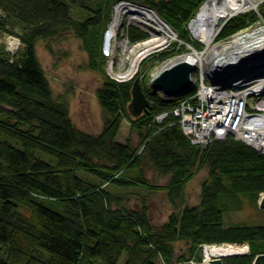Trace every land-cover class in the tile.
<instances>
[{
  "label": "trees",
  "instance_id": "trees-1",
  "mask_svg": "<svg viewBox=\"0 0 264 264\" xmlns=\"http://www.w3.org/2000/svg\"><path fill=\"white\" fill-rule=\"evenodd\" d=\"M116 1L81 5L78 17L70 0H0V32L20 39L14 52L0 45V264H118L123 253L122 264H185L202 262V244L226 242L245 243L248 251L223 264H264V224L224 222V213L239 206L241 197L257 205L264 191V151L230 133L206 145L188 140L171 110L195 93L196 85L165 98L149 86L143 63L129 79L106 73L103 38ZM130 1L154 9L178 37L153 54L157 59L185 53V44H194L187 26L204 0ZM256 21L264 23V0L256 10L223 22L216 39ZM118 28L131 44L149 36L134 24ZM65 32L81 40L87 67L103 78L94 91L103 116L98 133L73 124L68 99L52 94L36 54L38 40H47L51 50L48 40ZM139 75L150 104L132 116L127 104ZM123 120L137 130V145L118 140ZM203 167L207 176L199 203L187 204L186 181ZM149 168L167 181L152 183ZM134 187L166 191L173 210L162 224L150 221L146 194H140L138 208L126 206ZM180 240L187 251L176 255L173 243Z\"/></svg>",
  "mask_w": 264,
  "mask_h": 264
},
{
  "label": "rangeland",
  "instance_id": "rangeland-1",
  "mask_svg": "<svg viewBox=\"0 0 264 264\" xmlns=\"http://www.w3.org/2000/svg\"><path fill=\"white\" fill-rule=\"evenodd\" d=\"M72 2V10L73 13L82 17L81 10L79 9L81 5L92 6L98 0H70ZM263 0H252L251 3H248L243 9L240 11L227 15L220 19L217 27L212 33L211 42L205 44L204 42L197 39L189 28L188 23V31L190 37L193 39L194 44L186 43L187 51L190 49L196 50L199 55H201V60L198 61L196 66H194V70L192 72V83L197 86L200 82L201 76H204L205 82L212 81L214 77L212 60L215 55L216 50L220 49V43L226 42V39L217 40L216 32L219 31L223 22H225L231 16H234L238 13L244 12L249 9H257L258 4ZM122 2H130V0H118L116 1L112 7V14L117 4ZM148 7V6H147ZM112 16V15H111ZM128 15L122 16V23L126 24H134L137 27H142L146 31H148L149 36L151 35V31L148 27L141 25L137 22L129 20ZM111 19V18H110ZM164 22V21H163ZM165 23V22H164ZM166 24V23H165ZM122 25V24H121ZM167 25V24H166ZM168 26V25H167ZM169 27V26H168ZM257 27H264V23L257 22L253 25L246 27L238 32L253 30ZM15 33L20 34L22 32L20 27H16L14 29ZM234 33V34H236ZM106 34V32H105ZM176 34V33H175ZM232 34V35H234ZM9 33L0 32V45L2 44L8 51L14 52L17 50L20 45V39L18 45H10L8 43ZM231 35V36H232ZM16 38L18 36L12 35ZM149 37L138 41L136 43H130L126 32H118L117 37L112 41L111 49L105 54L106 55V73L111 74L108 70L107 64H112V70L115 73L125 72L127 71L132 64H134L135 52L138 47H142L141 56L136 59L135 64L133 65L134 73L139 70L143 63L142 74L147 73L149 78L155 74L160 67L164 66L168 62L172 61L176 55H179L182 52H178L175 54H171L164 59H157L153 54L157 52L163 51L165 49H169L170 43L172 40H178L176 35L175 38L166 37L164 41L156 45L146 46ZM249 38H247L248 40ZM246 40V41H247ZM51 46V50L47 48V40H38L36 43V54L39 59V63L41 64L46 76L48 77L49 84L51 85L54 96L62 95L68 99L69 104V113L72 119L73 124H75L78 128L83 131H87L90 133H98L103 125V116L102 111L99 106V103L96 98L95 90L102 83V75L97 71H93L92 69L87 67V52L83 49L81 40L76 37L73 32H65L60 34L58 37H54L48 40ZM180 42H182L180 40ZM9 47L11 50H9ZM243 44H238L234 46H230L226 52L230 53H247L246 60L242 61L240 68H250L255 65H261L264 68V57L262 59H254L251 58V53L253 49H244ZM258 53V52H257ZM137 56V55H136ZM153 56V57H151ZM148 58V61L145 62ZM233 67H226V71H223L219 74L227 73L228 70H231ZM237 68V67H236ZM238 67V69H240ZM225 69V67H224ZM111 76V75H110ZM113 78V77H112ZM148 78V79H149ZM257 78V77H256ZM128 79V78H127ZM160 93V92H159ZM249 97V105L246 106L251 108L252 102L250 101L251 96ZM252 109V108H251ZM260 113H264L263 109H258ZM135 128L131 127L130 122L127 120H123L119 131L117 132L118 140L125 141L128 140L132 145H137L140 140L138 132ZM230 131H227L229 133ZM226 133V134H227ZM225 134V135H226ZM233 136L238 137L235 132H231ZM232 136V137H233ZM239 138V137H238ZM47 155L43 154V158H47ZM146 175L152 183L156 184H164L167 181V176L159 175L155 173V171L149 168L146 171ZM207 176V169L205 167L197 170V172L188 180L184 186V190L182 191L184 194L185 203L187 204H198L199 203V194H200V186L202 180H204ZM113 189V188H112ZM115 190V189H113ZM131 191L136 194H130L131 199L126 203V206H130L132 208H138L140 194L147 195V205L149 207V219L153 224H162L163 221L166 220L168 214L173 210L171 203L169 202L166 191L163 189L147 191L137 187L130 188ZM139 194V195H138ZM260 197V196H259ZM258 199V198H257ZM239 202V206L232 208L224 213V222L226 224L238 223V224H264V208H260L257 205L252 204L246 198L241 197ZM238 205V204H236ZM245 244V243H244ZM243 245V244H240ZM187 243L184 240L176 241L173 243V248L175 254L185 253L187 251ZM199 253L202 257V261L206 258L204 257V245L202 244L199 249ZM125 253L122 254L120 259L118 260V264H122L124 261ZM225 257H222L223 261H225ZM202 264V262H197L194 260H189L185 264ZM181 264V263H178ZM183 264V263H182Z\"/></svg>",
  "mask_w": 264,
  "mask_h": 264
},
{
  "label": "bare ground",
  "instance_id": "bare-ground-1",
  "mask_svg": "<svg viewBox=\"0 0 264 264\" xmlns=\"http://www.w3.org/2000/svg\"><path fill=\"white\" fill-rule=\"evenodd\" d=\"M252 0H204L201 2L198 11L194 15V17L189 22V28L197 39L208 44L211 42L212 33L218 25V22L221 18L234 14L241 9H243L248 3H251ZM114 12L109 19V23L107 26V35H106V46H109L110 49L112 47V41L117 36L118 27L122 24V19L124 15H128L130 22L134 21L145 27L151 31V35L148 36L149 39L146 43V46L156 45L165 40L166 37L175 38L176 35L172 31L169 30L168 24L166 25L163 22V19L160 15L154 10L149 9L147 6L139 4L137 2H122L114 6ZM247 38H249L247 40ZM247 40V41H246ZM243 44L244 49H253L250 52L251 58L254 59H262L264 57V27H257L253 30H246L238 32L229 38L226 39V42L220 43V49L216 50L215 55L213 56L212 65H214L213 69L216 72H221L223 67H228L230 65L240 63L247 55V53L242 52V54L238 53H230L226 52L230 46ZM258 52V53H257ZM134 64L136 59H138L142 54V47H138L135 52ZM196 50L189 49L185 53H181L174 57V60L177 59H186L193 66H196L199 60H201V55H199ZM137 55V56H136ZM143 55V54H142ZM170 61V62H172ZM169 63V62H168ZM125 71L118 73L121 78H127L132 76L134 73L133 65ZM262 77V76H260ZM264 84V77L259 78L256 84L251 86L250 90L255 91L259 87H262ZM247 90H244L243 93H246ZM234 112L230 115V118L226 114L223 116L224 118L219 122L218 127L220 128L218 132L223 134L228 128H234V124L236 118L238 121L236 123V131L239 132L242 136L248 140H252L256 142V144H260L264 138V113L256 116V121L249 122H241V125L247 127H253L255 129L254 134L247 133L243 130H240V118L241 115H244L245 111L241 108V106L235 105ZM247 252V244L239 245L235 243H210L204 244V257L206 259L213 257H225L230 254ZM199 264V263H197Z\"/></svg>",
  "mask_w": 264,
  "mask_h": 264
},
{
  "label": "built area",
  "instance_id": "built-area-1",
  "mask_svg": "<svg viewBox=\"0 0 264 264\" xmlns=\"http://www.w3.org/2000/svg\"><path fill=\"white\" fill-rule=\"evenodd\" d=\"M106 30V34L107 35ZM119 32V31H118ZM117 37V36H116ZM115 37V38H116ZM106 36L103 38V52L106 54L110 47L106 46ZM19 38H16L12 35L8 37V43L10 45H18ZM9 50L10 47H9ZM108 70L110 71L111 77L117 80L129 79L133 76L127 78H121L118 73H115L112 70V64H107ZM120 73V72H119ZM264 77V75H262ZM253 78L251 80L242 81L237 80L230 84L229 86H220L219 84H212L209 81L205 82L204 76H201L200 82L196 87L195 93L187 97H183L177 105L171 111L178 114V121L180 123L183 133L188 137L192 143L206 145L215 138L224 137L227 131L235 132L237 136L236 139H241L252 147L264 151V138L260 144H256L252 140H248L236 131V123L238 118H236L234 128H228L223 134H220L218 130V121L220 122L226 114L230 118V115L234 112L235 105L241 106L245 111L244 115H241L240 118V130H243L251 135L254 134L255 129L253 127H247L241 125V122L256 121V116L261 115L258 109H263L264 107V84L262 87H259L257 90L252 91L248 88L257 83L259 78ZM244 90H247L246 93H243ZM251 96L250 101L252 102L251 108L246 106L249 105V97ZM167 114V110L156 115L155 119L161 121L163 117ZM264 136V135H263ZM261 195V193H260ZM204 245V244H203Z\"/></svg>",
  "mask_w": 264,
  "mask_h": 264
},
{
  "label": "water",
  "instance_id": "water-1",
  "mask_svg": "<svg viewBox=\"0 0 264 264\" xmlns=\"http://www.w3.org/2000/svg\"><path fill=\"white\" fill-rule=\"evenodd\" d=\"M149 9H152L148 7ZM170 31L175 33V31L168 27ZM106 36V35H105ZM246 60V58H244ZM243 59V60H244ZM242 60V61H243ZM242 61L238 64L230 65L228 67H235L231 70H228L227 73L219 74L223 71H226V67L222 68L221 72H216L213 69L214 75H212L213 80L209 81L212 84H219L220 86H229L237 80L247 81L253 78L264 75V68L259 64L252 66L248 69L240 68ZM237 67V68H236ZM238 67L240 69H238ZM194 66L186 59H177L172 62L165 64L160 67V69L149 78V86L154 90L160 92L165 98L166 97H179L184 94H187L191 89L192 83V72ZM140 84V75L133 78L131 85V99L127 104L129 113L132 116H138L145 109L148 108L150 100L146 97L143 90H141ZM257 204L260 208H264V191L261 192L260 197L257 200ZM248 251V245H247ZM247 253H235L230 255H237ZM229 255V256H230ZM224 261L222 257H213L205 259L202 261V264H223Z\"/></svg>",
  "mask_w": 264,
  "mask_h": 264
}]
</instances>
